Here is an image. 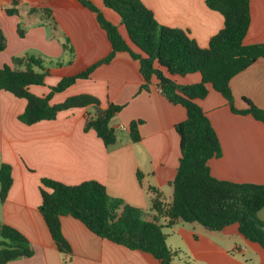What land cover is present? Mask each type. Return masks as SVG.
<instances>
[{"label":"crops","instance_id":"crops-1","mask_svg":"<svg viewBox=\"0 0 264 264\" xmlns=\"http://www.w3.org/2000/svg\"><path fill=\"white\" fill-rule=\"evenodd\" d=\"M92 1L127 40L120 16L102 0ZM141 1L158 23L189 30L201 47L224 27V16L209 8L205 0ZM250 6V27L243 43L261 44L264 0H250ZM10 7L13 0H0V29L6 39L0 51V69L12 65L13 57L24 55L62 64L50 66L46 85L30 86L35 95H47L51 85L68 76L58 74L65 67L76 65L72 74L81 72L112 51L96 13L78 0H20L17 15L7 13ZM32 8L37 10L30 13ZM46 8L52 10L57 28L42 16ZM19 25L26 29L24 37L18 34ZM66 39L74 48L73 54L63 47ZM171 78L180 85L202 80L198 72ZM144 81L139 61L120 51L108 64L98 66L89 79L71 86L79 84V92L60 98L69 87L51 100L55 105L73 95L91 94L101 101L102 109L109 103L122 106L111 121L117 141L110 146L94 129L87 128L96 113L93 106L63 110L55 120L29 126L19 119L26 101L0 89V166L11 165L13 176V186L1 201L0 217L3 225L22 232L34 249L32 257L8 264H161L150 253L100 238L69 215L61 217L64 238L72 249V255L66 256L52 239L40 209L44 177L72 186L94 180L104 185L111 197L144 212L151 209L150 187L158 188L164 201L171 202L174 190L170 183L181 158V141L175 128L186 119V109L167 99L156 77L148 90L142 88ZM230 87L236 109L246 108L245 99H249L264 110V58L232 78ZM198 102L209 116L223 150L221 157L209 162L211 175L233 183L264 184V123L252 115L233 113L228 101L210 86L208 95ZM134 120L142 121L138 142L132 140L129 131ZM259 215L264 220V207ZM165 233L168 246L177 253L174 264H264V248L241 234L237 224L211 230L198 223H177Z\"/></svg>","mask_w":264,"mask_h":264},{"label":"trees","instance_id":"trees-1","mask_svg":"<svg viewBox=\"0 0 264 264\" xmlns=\"http://www.w3.org/2000/svg\"><path fill=\"white\" fill-rule=\"evenodd\" d=\"M78 1L96 13L98 22L108 34L112 51L85 70L61 78L55 86H50L45 96L33 94L30 86L46 85L54 62L32 55L13 57L12 65L5 64L0 69V89L26 101L19 119L31 126L43 120H55L63 110L93 106L96 113L87 128L94 129L106 146L115 144L117 134L110 125L122 106L109 103L106 109H102L101 101L91 94L73 95L55 105L51 100L77 81L89 79L98 66L108 64L120 51L128 52L139 61L145 80L144 90H148L156 77L158 87L167 99L182 105L187 117L175 128L180 136L181 158L178 172L170 183L174 190L171 202L164 201L158 188L150 187L153 197L149 212L111 197L106 187L94 180L72 186L48 177L41 179L40 209L58 249L66 256L72 255L61 225V217L66 215L82 222L100 238L131 250L150 253L161 264H174L177 253L168 246L165 230L177 223H198L211 230L237 224L241 234L264 248V220L259 215L264 207V184L233 183L211 175L209 162L221 157L223 150L209 116L198 102L208 95L210 86L228 101L233 113L252 115L264 123V110L251 100L245 99L246 108H235L230 87L232 78L264 58V43H243L251 21L250 0H205L209 8L224 16V27L206 47H201L189 30L158 23L154 13L141 0H102L106 7L120 16L127 40L95 2ZM19 3L20 0H13V7L6 9L7 13L17 15ZM36 10L32 8L29 12ZM51 11L49 8L42 10L57 28ZM18 31L19 36L24 37L26 29L23 25H19ZM5 46L6 39L0 29V51ZM63 47L65 51L74 53L69 39L65 40ZM197 72L202 80L190 85H180L171 78ZM140 124L141 120H134L129 126L135 142L141 139ZM0 185V200L3 202L13 186L9 164L0 166ZM0 234V264L34 255L31 243L18 229L3 225Z\"/></svg>","mask_w":264,"mask_h":264},{"label":"rangeland","instance_id":"rangeland-1","mask_svg":"<svg viewBox=\"0 0 264 264\" xmlns=\"http://www.w3.org/2000/svg\"><path fill=\"white\" fill-rule=\"evenodd\" d=\"M43 17L44 16H46L44 13H43V15H42ZM47 19H49L48 17H46ZM71 54V53H70ZM75 70H77V67H76V65L75 66H67V67H65L64 69H63V71L62 72H58V74L59 75H69V74H72ZM53 81V80H52ZM80 86H79V84H78V86H73V87H71L70 89H68L66 92H64V93H62L61 95H59L60 96V98H66L67 96H69L70 95V93L71 92H79V90H81L80 88H79ZM43 89H46V88H43ZM0 188H1V185H0ZM0 209H1V200H0ZM2 226H3V224H2V220H1V217H0V233H1V228H2ZM2 239V237H1V234H0V240Z\"/></svg>","mask_w":264,"mask_h":264},{"label":"built area","instance_id":"built-area-1","mask_svg":"<svg viewBox=\"0 0 264 264\" xmlns=\"http://www.w3.org/2000/svg\"><path fill=\"white\" fill-rule=\"evenodd\" d=\"M125 130V128H123Z\"/></svg>","mask_w":264,"mask_h":264}]
</instances>
